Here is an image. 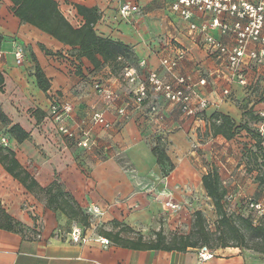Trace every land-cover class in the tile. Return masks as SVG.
<instances>
[{
    "label": "crops",
    "instance_id": "crops-1",
    "mask_svg": "<svg viewBox=\"0 0 264 264\" xmlns=\"http://www.w3.org/2000/svg\"><path fill=\"white\" fill-rule=\"evenodd\" d=\"M55 1L74 27L83 22L75 4L95 9L100 16L93 26L95 33L129 45L135 60L123 62L137 65L144 61V66L139 67L141 78L155 70L172 80L159 61L182 51L184 55L174 73L187 77L194 94L206 100L207 106L198 108L193 116H186L178 105L149 93L141 110L130 109L127 117H120L116 108L131 97L134 87L121 75L123 69L118 76L115 75L118 70L108 64L92 70L83 57L80 74H75L77 61L70 46L20 22L13 14V3L0 0V112L5 119V122L0 119V138L7 140L2 147L14 153L39 186L46 187L57 177L64 190L89 215V225L84 226L59 210L47 208L41 194L27 190L0 163V206L24 227L22 232L0 228V264H264V254L243 247H216L212 249L213 257L206 261L198 260L199 246L184 250L122 247L100 235L90 223L94 219L102 229L115 230L113 223L117 222L131 230L123 232V236L141 235L144 241L153 240L156 232L161 231L166 244L169 234L189 233L192 220L185 232H173L182 221L183 212H176L169 204L179 207L182 201L186 202L176 189L184 188L191 193L193 187H202L201 175L192 166L175 165L170 150L164 149L174 167L163 176L152 147L142 138L155 131L171 142L168 149H176L178 156H183L186 132L195 136L192 126L207 125L213 112L228 115L235 124L247 120L243 114L246 110L264 118V56L260 62L244 58L238 73L233 74L226 61L204 42L205 36L210 35L229 47L233 45L232 37L210 27L208 13L193 10L190 18H182L171 8L172 0H124L138 6L128 18L120 17L119 4L114 0ZM190 23L196 28L190 29ZM17 47L22 49L19 63L14 57ZM35 62L50 82L46 92L35 84ZM240 78H244L245 84L240 83ZM85 79L92 87L85 85ZM201 79L205 84H199ZM95 82L104 86L105 94L95 90ZM224 90H228L226 97ZM53 102L70 107L62 122L76 138H67L59 131L49 111ZM152 104L161 112V120L146 117L147 107ZM97 111L109 122L108 127L93 122L92 115ZM198 111L204 112L201 117ZM15 124L28 134L27 139L18 142L8 133ZM248 125L264 131V120L249 121ZM85 132L91 142L88 148L77 144ZM208 133L212 138L209 129ZM71 143L80 154L74 153ZM125 158L130 167L121 165L120 160L123 163ZM261 200L264 204V195ZM74 228L81 229L84 241L70 239L69 233ZM102 237L107 242H102Z\"/></svg>",
    "mask_w": 264,
    "mask_h": 264
},
{
    "label": "trees",
    "instance_id": "trees-1",
    "mask_svg": "<svg viewBox=\"0 0 264 264\" xmlns=\"http://www.w3.org/2000/svg\"><path fill=\"white\" fill-rule=\"evenodd\" d=\"M13 3V14L22 23H28L39 30L49 34L64 45H68L74 50L72 55L77 61L75 64V74H80L81 58H85L92 65V70H99L104 65H111L113 70H121L132 64H125L124 61L135 60L132 48L119 41L98 36L94 31V24L100 18L95 9L85 8L81 5H74L78 15L83 19L82 24L74 27L64 17L58 8L55 0H10ZM58 54V52H56ZM36 86L46 92L50 87L48 78L35 62L34 72ZM247 117L242 123L235 122L225 114L213 112L208 117V129L212 137L221 136L225 140H232L241 130L245 131L253 140L250 150H245L247 161L259 167L253 180L257 184L259 191H264V147L262 141L264 133L258 128L248 125L249 121L254 123L262 122L264 118L254 114L251 110L243 112ZM0 119L5 122L4 115L0 112ZM8 133L18 142L28 138V134L17 124L8 129ZM151 152L156 159V163L161 168L162 175L165 176L172 170L174 165L166 154L164 147L157 143L151 148ZM0 163L7 173L17 179L27 190L41 194L45 206L51 210H59L69 218L76 219L84 226L89 225V215L85 214L78 206L73 196L66 192L57 177L46 186L41 187L36 180L16 160L14 153L0 146ZM167 166V169H164ZM257 168V167H256ZM201 186L206 196L211 200L216 214L215 229L218 235L215 237L217 243L210 247L214 237L211 235L205 224V217L201 210H194L189 233L186 235L173 234L165 243V237L161 231L156 232L153 240L144 241L141 235L135 237L123 236L122 233L131 231L128 226L113 223L115 230L99 229V234L106 237L116 245L132 249H177L184 250L188 246L200 247L206 245L211 249L216 247H243L264 254V218H260L255 224L251 217L240 218L241 226L236 223L231 214L225 208L226 188L219 175L218 170L213 167L201 175ZM252 200L250 203H257ZM264 216V214L259 217ZM0 228L22 232L23 225L12 218L0 206ZM252 242V244L249 243Z\"/></svg>",
    "mask_w": 264,
    "mask_h": 264
},
{
    "label": "built area",
    "instance_id": "built-area-1",
    "mask_svg": "<svg viewBox=\"0 0 264 264\" xmlns=\"http://www.w3.org/2000/svg\"><path fill=\"white\" fill-rule=\"evenodd\" d=\"M119 4L118 13L122 18H128L132 13L138 10V6L124 0H114ZM171 8L178 14L188 19L192 16V11L208 13L211 16L209 26L218 28L222 34H228L233 39L232 46H225L219 40L210 35H206L204 42L211 51L217 52L218 56L226 61L228 68L233 74L238 73L240 65L244 58L260 62L264 56V0L251 2L248 0H172ZM196 25L190 23V29H195ZM204 28V27H203ZM253 45V48H249ZM182 51H177L172 57H162L159 61L160 66L172 80L166 79L155 70H150L144 78L139 76V67L144 66V61L137 65L126 66L122 70L123 78L130 84H134L131 91V97L123 102L121 107L116 108V113L120 117H127L130 109L141 110L144 101L149 93L161 96L167 102L176 104L182 113L193 116L198 108L204 109L207 101L197 97L187 83L188 78L175 75L174 71L178 61L183 57ZM1 57V52H0ZM16 63L21 62L22 49L17 47L14 50ZM240 83L245 84L244 78H240ZM199 84H205V80H199ZM94 88L100 94H105L106 89L100 82L94 83ZM223 95H228V90L223 91ZM50 114L58 124L59 131L67 138H76V134L69 130L63 124V116L70 111L68 105H58L53 102L49 107ZM146 117L148 119L163 118L157 106L152 104L147 107ZM94 123L101 124L104 127L109 126L102 113L94 112L92 115ZM262 133V129H259ZM84 137L77 140V144L83 148H88L91 144L89 136L85 132ZM7 144L4 137L0 138V146ZM170 207L174 205L169 204ZM249 208H253L260 216L264 214L260 202L249 203ZM95 213L96 209L93 210ZM73 242H82L85 237L82 236L80 228H74L69 233ZM102 242H107L105 238H100ZM214 255L213 250L206 246H200L197 250V257L200 261H206Z\"/></svg>",
    "mask_w": 264,
    "mask_h": 264
},
{
    "label": "rangeland",
    "instance_id": "rangeland-1",
    "mask_svg": "<svg viewBox=\"0 0 264 264\" xmlns=\"http://www.w3.org/2000/svg\"><path fill=\"white\" fill-rule=\"evenodd\" d=\"M118 73L119 71H117L115 75L118 76ZM84 83L85 85L92 87V84L88 79H85ZM201 112H197L198 117H201L202 113H204ZM192 127L193 132L196 135L191 136L186 132V147H184L185 153L183 156H178L179 154L176 149H168L171 147V142L155 131H153L149 137L142 138V140L149 147H153L157 143L163 145L165 150H170V155L175 165L186 164L192 166L199 175H202L215 167L219 172L223 186L228 192L225 201V208L240 226V218L249 216L255 220L253 221L254 224L259 221L260 218H264V216L259 217L253 208H249V203L252 202V200L259 201L264 195V191H259L254 185L255 181L253 180V176L257 173L259 167L256 166V164L247 161L246 158L247 155L245 150H250V145L253 144V140H251L250 136L246 134L245 131L241 130L232 140L227 141L221 138H211L208 133L207 125L201 124ZM72 145L73 144L71 143L74 153L80 154L81 152H79L78 148L76 146L73 147ZM120 161L121 165L123 164L126 167L131 166L126 158L125 161L123 160V163L122 160ZM164 169H167V166H164ZM250 185L251 189H249ZM247 191L249 192L247 193ZM176 192L181 199L185 198L184 200H186V202L182 201L184 204H179V207L178 205H174L173 207L176 212H183L182 219L180 218L182 221L177 223L178 227H175V231L173 232H185V227L187 226L188 221L192 220V211L197 209L201 210L205 217L206 227L214 237V240H212V243L208 244V246H214L218 241L215 239L218 235V232L215 229L216 214L211 200L206 196L202 187H193L191 193L184 188L176 189ZM259 202L263 207L262 210H264L262 200ZM90 223L93 224L95 231L102 229L99 223H95L94 219H91ZM126 235L131 234L126 233ZM171 235L172 234H169L168 238H170ZM249 243L252 244L250 241Z\"/></svg>",
    "mask_w": 264,
    "mask_h": 264
}]
</instances>
